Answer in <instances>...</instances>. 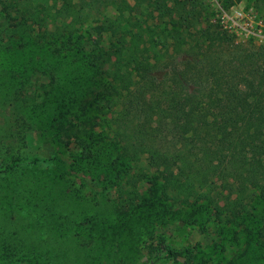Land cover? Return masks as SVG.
I'll list each match as a JSON object with an SVG mask.
<instances>
[{
    "label": "rangeland",
    "instance_id": "rangeland-1",
    "mask_svg": "<svg viewBox=\"0 0 264 264\" xmlns=\"http://www.w3.org/2000/svg\"><path fill=\"white\" fill-rule=\"evenodd\" d=\"M66 1L78 17L80 52L57 54L53 28L14 27L0 13V168L17 158H53L0 175V264H264L259 198L248 199L234 223L219 212L228 214L224 186L212 199L173 205L160 181L144 179L126 211L124 181L109 157L78 162L81 150L62 129L85 123L101 133L112 118L90 105L89 89L100 94L103 71L94 58L109 45L97 28L119 14L115 0ZM66 1L34 0L53 14ZM202 1L236 44L264 46V0ZM129 166L132 174L139 169ZM168 251L178 258L165 259Z\"/></svg>",
    "mask_w": 264,
    "mask_h": 264
},
{
    "label": "trees",
    "instance_id": "trees-1",
    "mask_svg": "<svg viewBox=\"0 0 264 264\" xmlns=\"http://www.w3.org/2000/svg\"><path fill=\"white\" fill-rule=\"evenodd\" d=\"M115 4L118 17L97 28L109 36L108 48L94 58L103 71L100 94L89 89L90 105L113 119L101 133L72 122L62 129L63 137L80 148L79 163L109 157L124 181L119 189L124 210L140 198L138 183L144 179L160 181L173 205L212 199L224 186L228 214L219 212L235 223L248 199L264 203V46L236 44L212 22L202 0ZM0 13L14 27L53 28L57 54L82 51L69 1L53 14L34 0H0ZM52 160L17 158L0 168V175ZM131 163L139 166L135 174ZM178 255L168 251L165 259Z\"/></svg>",
    "mask_w": 264,
    "mask_h": 264
},
{
    "label": "built area",
    "instance_id": "built-area-1",
    "mask_svg": "<svg viewBox=\"0 0 264 264\" xmlns=\"http://www.w3.org/2000/svg\"><path fill=\"white\" fill-rule=\"evenodd\" d=\"M226 17H227V15H223V16L221 17V19H222L223 21H225Z\"/></svg>",
    "mask_w": 264,
    "mask_h": 264
}]
</instances>
